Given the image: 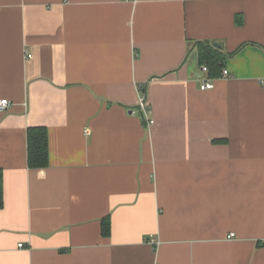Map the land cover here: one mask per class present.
<instances>
[{
	"label": "crops",
	"instance_id": "0c3cea01",
	"mask_svg": "<svg viewBox=\"0 0 264 264\" xmlns=\"http://www.w3.org/2000/svg\"><path fill=\"white\" fill-rule=\"evenodd\" d=\"M262 79L264 0H0V264H264Z\"/></svg>",
	"mask_w": 264,
	"mask_h": 264
},
{
	"label": "trees",
	"instance_id": "16d2710c",
	"mask_svg": "<svg viewBox=\"0 0 264 264\" xmlns=\"http://www.w3.org/2000/svg\"><path fill=\"white\" fill-rule=\"evenodd\" d=\"M197 45L200 63L202 65L207 64V66L209 67V73L212 76H218L225 66L226 58L229 55H232L238 51L236 50L232 53L225 52L222 49L217 48L216 46H214V44L210 42L199 41ZM28 141L30 166L34 168L46 167L49 163V142L47 129L43 126L30 127L28 130ZM102 230L104 235H110V216H107L102 220Z\"/></svg>",
	"mask_w": 264,
	"mask_h": 264
},
{
	"label": "built area",
	"instance_id": "2783aa9c",
	"mask_svg": "<svg viewBox=\"0 0 264 264\" xmlns=\"http://www.w3.org/2000/svg\"><path fill=\"white\" fill-rule=\"evenodd\" d=\"M202 70L205 72H209V67L207 66V64H204L202 66ZM230 76V72L228 69H223L222 71V77H229ZM261 84L264 86V79L261 80ZM215 84L213 82V80L211 78L205 79L201 85V89L205 90V89H212L214 88ZM139 102H138V106L139 109L143 115V118L146 122V125L148 127L152 126L154 123V120L151 117V113H152V109L151 106L145 96V94L143 93V86L139 87ZM11 102L8 98H0V110H7L10 106ZM234 233L230 234V237H233ZM19 246H23L22 243L19 244Z\"/></svg>",
	"mask_w": 264,
	"mask_h": 264
},
{
	"label": "water",
	"instance_id": "95a60500",
	"mask_svg": "<svg viewBox=\"0 0 264 264\" xmlns=\"http://www.w3.org/2000/svg\"><path fill=\"white\" fill-rule=\"evenodd\" d=\"M214 46H216L217 48H220V49L223 48V45L221 43H219V42H215Z\"/></svg>",
	"mask_w": 264,
	"mask_h": 264
}]
</instances>
